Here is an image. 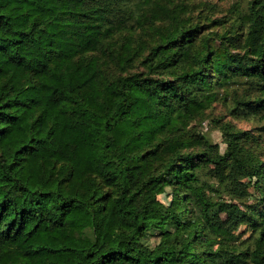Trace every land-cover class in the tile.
<instances>
[{"label": "trees", "instance_id": "1", "mask_svg": "<svg viewBox=\"0 0 264 264\" xmlns=\"http://www.w3.org/2000/svg\"><path fill=\"white\" fill-rule=\"evenodd\" d=\"M0 264H264V0H0Z\"/></svg>", "mask_w": 264, "mask_h": 264}, {"label": "rangeland", "instance_id": "2", "mask_svg": "<svg viewBox=\"0 0 264 264\" xmlns=\"http://www.w3.org/2000/svg\"><path fill=\"white\" fill-rule=\"evenodd\" d=\"M193 1H197V2H201L203 0H193ZM210 2H212L213 4H216L217 8L219 10H221L222 12H225L228 7L233 3V2H240V3H244L246 0H209ZM214 107L211 110V114L212 115H223L222 120L226 121V120H230L233 124H235V126L237 128H242V129H247V128H252V129H256V127L261 126L260 121H251V120H243V119H239V118H233L230 115H226L224 112V108L222 107V105L220 103H214ZM201 128L205 129V132H207L208 134H210L212 140L217 141L220 143L221 148L223 149L224 145L222 143L221 140V135L218 129H216L213 125V123L210 121L209 117L204 119L202 121V125L201 127L198 129L201 130ZM207 181L211 184H214V179L211 178L210 176H207ZM173 193L171 192V190L169 188L166 189H162L159 190L157 193V196L160 200H162L165 203H170L173 200ZM220 197H214V199H218L219 200ZM222 199V198H221ZM243 228V226H241V229ZM247 233H245L246 236Z\"/></svg>", "mask_w": 264, "mask_h": 264}]
</instances>
